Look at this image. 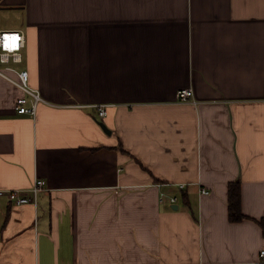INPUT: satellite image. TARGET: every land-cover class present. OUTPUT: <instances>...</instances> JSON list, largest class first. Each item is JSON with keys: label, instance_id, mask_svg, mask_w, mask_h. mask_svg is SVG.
I'll list each match as a JSON object with an SVG mask.
<instances>
[{"label": "crops", "instance_id": "1", "mask_svg": "<svg viewBox=\"0 0 264 264\" xmlns=\"http://www.w3.org/2000/svg\"><path fill=\"white\" fill-rule=\"evenodd\" d=\"M0 31L41 99L0 78V190L45 184L0 198V264H264V0H0Z\"/></svg>", "mask_w": 264, "mask_h": 264}, {"label": "built area", "instance_id": "2", "mask_svg": "<svg viewBox=\"0 0 264 264\" xmlns=\"http://www.w3.org/2000/svg\"><path fill=\"white\" fill-rule=\"evenodd\" d=\"M24 37L18 32H1L0 31V64L8 65L10 63H20V52L24 48ZM6 71L12 72L15 79L9 77L4 72L0 71V78L4 79L11 85L20 89L24 96L17 100L15 112L18 115H27L31 118L35 117L36 109L41 99L38 92L29 87V75L26 71L16 72L11 68H6ZM191 90L179 91L176 95L177 102H189ZM29 104V105H28ZM98 116H105V108L103 106L96 108ZM45 184L40 179H35L32 186L26 190H0V198H6L8 203L15 207H21L30 204H36L38 194L44 190ZM183 185L178 186L179 190H183ZM201 194H208L206 191H201ZM171 204H175L177 199L170 197L168 199ZM159 201H163L160 197ZM260 258L264 259V252L260 253Z\"/></svg>", "mask_w": 264, "mask_h": 264}, {"label": "trees", "instance_id": "3", "mask_svg": "<svg viewBox=\"0 0 264 264\" xmlns=\"http://www.w3.org/2000/svg\"><path fill=\"white\" fill-rule=\"evenodd\" d=\"M228 219L230 223H240L247 218L241 211L240 183H230L228 185ZM263 229V223H261ZM264 233V230H263Z\"/></svg>", "mask_w": 264, "mask_h": 264}, {"label": "water", "instance_id": "4", "mask_svg": "<svg viewBox=\"0 0 264 264\" xmlns=\"http://www.w3.org/2000/svg\"><path fill=\"white\" fill-rule=\"evenodd\" d=\"M99 125H100V127L102 128L103 131H106V128H105V126L103 124H99ZM177 209H178L177 206H174L172 208V210H174V211H176Z\"/></svg>", "mask_w": 264, "mask_h": 264}]
</instances>
